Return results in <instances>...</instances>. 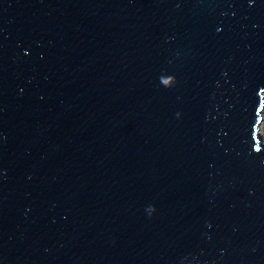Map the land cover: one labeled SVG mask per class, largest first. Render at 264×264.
Here are the masks:
<instances>
[{"label": "water", "instance_id": "water-1", "mask_svg": "<svg viewBox=\"0 0 264 264\" xmlns=\"http://www.w3.org/2000/svg\"><path fill=\"white\" fill-rule=\"evenodd\" d=\"M264 0H0V264H264Z\"/></svg>", "mask_w": 264, "mask_h": 264}, {"label": "rangeland", "instance_id": "rangeland-1", "mask_svg": "<svg viewBox=\"0 0 264 264\" xmlns=\"http://www.w3.org/2000/svg\"><path fill=\"white\" fill-rule=\"evenodd\" d=\"M261 134H262V137H264V119L262 121V124H261V130H260Z\"/></svg>", "mask_w": 264, "mask_h": 264}]
</instances>
